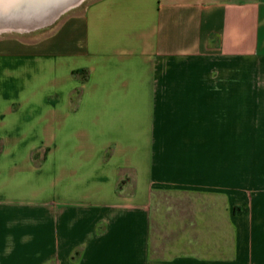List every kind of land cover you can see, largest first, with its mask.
I'll list each match as a JSON object with an SVG mask.
<instances>
[{
	"label": "crops",
	"instance_id": "1",
	"mask_svg": "<svg viewBox=\"0 0 264 264\" xmlns=\"http://www.w3.org/2000/svg\"><path fill=\"white\" fill-rule=\"evenodd\" d=\"M0 264H264V0L0 35Z\"/></svg>",
	"mask_w": 264,
	"mask_h": 264
},
{
	"label": "water",
	"instance_id": "2",
	"mask_svg": "<svg viewBox=\"0 0 264 264\" xmlns=\"http://www.w3.org/2000/svg\"><path fill=\"white\" fill-rule=\"evenodd\" d=\"M82 1L0 0V33H22L46 27Z\"/></svg>",
	"mask_w": 264,
	"mask_h": 264
},
{
	"label": "rangeland",
	"instance_id": "3",
	"mask_svg": "<svg viewBox=\"0 0 264 264\" xmlns=\"http://www.w3.org/2000/svg\"><path fill=\"white\" fill-rule=\"evenodd\" d=\"M88 1L90 0H83L79 5L67 10L66 12H64L63 14H61L56 20H54L50 25L46 26V27H43V28H39V29H36V30H33V31H29V32H22V33H18V32H5V33H0L1 36H11V37H16V38H20L22 40H33V39H36L40 36H43V35H46L55 25L56 23L67 13H70L72 11H75V10H78L80 9L81 7H83ZM165 198V201H164V204H167L168 200L170 198H173V197H170V195H165L164 196ZM196 198H201L199 196H196ZM161 199V198H160ZM164 206V205H163ZM158 208V207H157ZM164 215H167V214H164ZM171 218V217H170ZM170 220V219H169Z\"/></svg>",
	"mask_w": 264,
	"mask_h": 264
}]
</instances>
